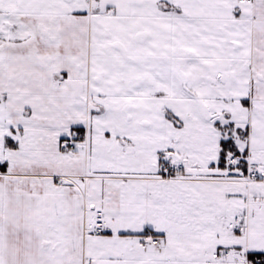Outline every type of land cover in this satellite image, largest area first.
I'll return each instance as SVG.
<instances>
[{"label": "snow or ice", "instance_id": "1", "mask_svg": "<svg viewBox=\"0 0 264 264\" xmlns=\"http://www.w3.org/2000/svg\"><path fill=\"white\" fill-rule=\"evenodd\" d=\"M0 264H264V0H0Z\"/></svg>", "mask_w": 264, "mask_h": 264}]
</instances>
